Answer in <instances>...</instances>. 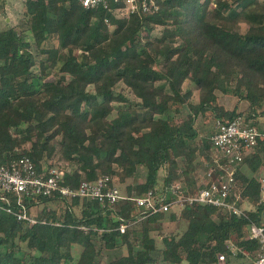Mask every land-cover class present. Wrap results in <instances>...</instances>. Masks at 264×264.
Listing matches in <instances>:
<instances>
[{
	"label": "trees",
	"instance_id": "16d2710c",
	"mask_svg": "<svg viewBox=\"0 0 264 264\" xmlns=\"http://www.w3.org/2000/svg\"><path fill=\"white\" fill-rule=\"evenodd\" d=\"M157 2V10L122 15L118 2L24 1L19 24L0 26V165L28 156L40 175L62 170L71 186L142 175L125 192L157 188L168 191L163 201L174 183L193 193L232 171L229 199L244 212L185 202L169 212L183 229L158 246L152 231L161 226L151 218L166 210L146 217L132 200L54 192L23 196L38 219L30 223L17 214L21 194L0 189V204L12 207H0V264H223L220 253L254 264L262 251L247 226L264 224V137L237 162L221 158V167L215 129L202 135L197 119L245 115L264 130V0ZM216 90L248 100L247 112L219 104Z\"/></svg>",
	"mask_w": 264,
	"mask_h": 264
},
{
	"label": "built area",
	"instance_id": "2783aa9c",
	"mask_svg": "<svg viewBox=\"0 0 264 264\" xmlns=\"http://www.w3.org/2000/svg\"><path fill=\"white\" fill-rule=\"evenodd\" d=\"M87 7H110L111 2L121 3L116 10L122 15L157 10V0H81ZM264 137V130L254 123L253 119H247L245 115H238L234 118L224 120L216 118L215 130L211 136L215 160L222 167L221 158L228 163H234L243 159L244 155L252 150L258 138ZM62 173L56 168L50 170L47 177L40 175L32 159L22 156L13 160L11 164L0 165V189L3 191H16L21 194L18 202L22 211L18 212L19 218L27 219L30 223L38 221L30 214L23 202V196H36L39 194H52L58 192L65 196H80L88 199H95L99 202L114 203L120 199L135 201L139 208L146 211L144 216H150L162 210H168L173 205H183L185 202L198 204H213L223 209H231L237 214H242L244 209L236 205L235 201L229 199L235 186L232 171L223 175L220 180H212L208 185L200 187L193 193H186L180 183H174L170 187L168 201H163L165 196L163 190L151 188L144 194L133 191L130 194L123 192L117 184L113 183L114 178L110 174H103L95 181L82 180L79 185L71 186L62 183ZM212 169L207 173L212 175ZM262 191L264 192V178L262 180ZM7 199V198H6ZM0 207L12 211V207L0 204ZM45 220H42L44 222ZM127 223L120 225L122 231ZM247 235L250 238L258 239L262 251L257 256L254 264H264V224L259 225L251 222L247 226ZM235 249L234 245H231ZM223 264H233L227 261L225 253L219 254Z\"/></svg>",
	"mask_w": 264,
	"mask_h": 264
},
{
	"label": "rangeland",
	"instance_id": "374dc122",
	"mask_svg": "<svg viewBox=\"0 0 264 264\" xmlns=\"http://www.w3.org/2000/svg\"><path fill=\"white\" fill-rule=\"evenodd\" d=\"M24 1L25 0H6L4 8L2 12L0 13V26L2 28H6L10 25H18L19 22L21 21V18L24 14ZM247 24L245 22L240 23V30L245 31L247 28ZM193 86V85H192ZM239 86V85H237ZM185 87H189L188 82L185 83ZM121 89V85L118 87V89ZM216 93L218 95V103L223 105L225 108L228 109H236L237 112H247L248 106H249V101L246 99H240L238 95L233 94L231 92H222L221 90H216ZM193 98L196 99L198 98V90L195 89V93L193 95ZM264 118V117H262ZM264 120V119H263ZM215 121L216 117L214 114H211L207 116V118L199 117L197 119V122L199 124V128L201 130L202 135H206L210 133V130L215 129ZM214 152V151H212ZM214 154V153H213ZM202 158V157H201ZM243 168L246 170V172H250V170L247 168V166H243ZM162 172H161V177H162ZM201 175V174H200ZM208 177V175H207ZM142 175H137L135 177H131L128 179L126 183L119 184L118 182L116 183L117 186L120 187V189L125 192L126 184L130 183L135 185L140 179H142ZM201 178L204 179L203 173L201 175ZM209 178V177H208ZM116 180V178H115ZM126 193V192H125ZM50 206L55 207L57 205V202H50ZM252 206L249 202H246L244 204L245 207L247 206ZM180 205L175 204L173 205L170 209L166 210V216L161 220V219H156L154 217L151 218V221H153L154 226H161L158 229H155L152 231L154 235H156L158 239V246L163 245L162 241V236L166 234H179L181 230L183 229V224L181 226L177 225L176 221L171 220L169 218V212L173 210H179ZM42 211V206H34L33 207V214H40ZM79 248V247H77ZM75 248V252H79V249ZM106 251V250H105ZM121 252V250H115V251H110V253H115L117 254ZM105 258L109 256V252L106 251L104 252Z\"/></svg>",
	"mask_w": 264,
	"mask_h": 264
},
{
	"label": "crops",
	"instance_id": "0c3cea01",
	"mask_svg": "<svg viewBox=\"0 0 264 264\" xmlns=\"http://www.w3.org/2000/svg\"><path fill=\"white\" fill-rule=\"evenodd\" d=\"M244 207H245V206H244ZM251 207H252V206H249V205H248V206H247V207H245V208H251Z\"/></svg>",
	"mask_w": 264,
	"mask_h": 264
}]
</instances>
